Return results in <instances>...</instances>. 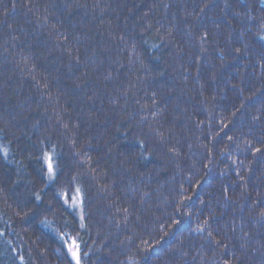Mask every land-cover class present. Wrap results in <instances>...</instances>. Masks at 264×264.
I'll return each instance as SVG.
<instances>
[{
    "label": "trees",
    "instance_id": "trees-1",
    "mask_svg": "<svg viewBox=\"0 0 264 264\" xmlns=\"http://www.w3.org/2000/svg\"><path fill=\"white\" fill-rule=\"evenodd\" d=\"M262 37L264 0H0V264H264Z\"/></svg>",
    "mask_w": 264,
    "mask_h": 264
},
{
    "label": "snow or ice",
    "instance_id": "snow-or-ice-1",
    "mask_svg": "<svg viewBox=\"0 0 264 264\" xmlns=\"http://www.w3.org/2000/svg\"><path fill=\"white\" fill-rule=\"evenodd\" d=\"M13 7H15V5H13ZM237 15H239V14H237ZM248 18L249 19H255L254 17H252L250 15V13H249ZM262 39H264V37H262ZM237 51H239V49H237ZM257 119H258V117H257ZM257 151H260V150L257 149ZM44 158H45V161L47 163L48 177H49V179H53V178H55V174H56V166L52 163V157L50 155L45 154ZM37 199H40L39 195H37ZM69 200L72 201V206L82 207L83 196L81 193V189L76 188L75 189V195H71L70 193H67V192L63 193L64 204H68ZM260 217L262 219H264V212L260 213ZM83 218H84L83 215H81V220H83ZM81 227H83V225H81ZM199 231L203 232L204 229L201 228V229H199ZM209 235H211V233H209ZM68 252H69L72 260L74 261V264H81L82 255H81L80 246L78 243H76L75 241H72V243L68 246ZM84 255H86V253Z\"/></svg>",
    "mask_w": 264,
    "mask_h": 264
}]
</instances>
